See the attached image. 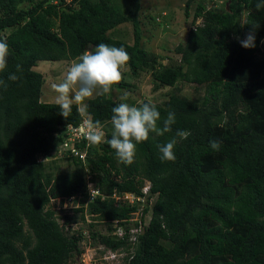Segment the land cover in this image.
Here are the masks:
<instances>
[{
	"label": "trees",
	"instance_id": "16d2710c",
	"mask_svg": "<svg viewBox=\"0 0 264 264\" xmlns=\"http://www.w3.org/2000/svg\"><path fill=\"white\" fill-rule=\"evenodd\" d=\"M210 2L186 0L191 28L173 63L144 47V27L160 24L139 18L140 0H0V40L9 45L0 72L7 84L0 87V264H74L85 241L123 252L124 264H264V8H256L260 0ZM124 24L132 44L114 38ZM253 29L255 47L245 49L240 41ZM100 43L128 52L132 79L149 74L154 90L170 89L154 104L162 119L176 113L171 132L150 133L131 164L107 143L120 104L110 95L86 103L106 135L100 144H76L83 160L58 146L84 114L74 104L65 119L41 100L44 78L34 68L76 60ZM17 64L21 79L9 81ZM180 83L204 87V95L189 98ZM115 86L133 88L123 80ZM178 130L191 135L181 139ZM172 138L176 159L163 161L157 145ZM210 141L221 143L219 151ZM59 160L71 168L62 171ZM125 194L134 202L114 198ZM71 198L79 200L72 215H58L52 204Z\"/></svg>",
	"mask_w": 264,
	"mask_h": 264
},
{
	"label": "clouds",
	"instance_id": "9594fccd",
	"mask_svg": "<svg viewBox=\"0 0 264 264\" xmlns=\"http://www.w3.org/2000/svg\"><path fill=\"white\" fill-rule=\"evenodd\" d=\"M256 8H264V0H260V2L256 4ZM254 33L255 29L249 32L244 40L240 41L243 48L250 49L255 47ZM8 55L9 45L7 41L0 40V72H4L7 68ZM129 60L130 56L123 47L109 46L108 44L100 43L94 50L85 51L76 60H73L67 68L62 82L53 85V89L56 93L55 100L59 106L60 115L65 119L71 115L72 106L74 104L80 106L78 108L85 116L83 119H85L84 122L88 130V138H84V141H88L92 144H100L105 141L106 135L104 131L105 124L100 120L93 119L91 114L87 111L85 101H89V99L91 100L93 97H101L111 93L113 86L122 80L123 69ZM21 72L22 67L17 64L16 72L10 74L8 80L12 82L20 80L21 76L17 75V73ZM0 87H7L4 80H0ZM129 96L130 93L125 91L120 99L121 101H127ZM175 122L176 113L174 111L169 110L166 118L162 119L154 103L132 106L127 102H121L118 106L112 108V115L110 118L112 132L111 138L107 140V143L115 150L117 158L122 163L131 164L136 155L137 145L139 143L147 141L150 133H155L158 136H164L170 133L172 125H174ZM80 124L78 126H80ZM176 135L181 139H187L191 133L185 130H178ZM65 140L64 138L63 143ZM63 143L58 146V150H60L59 153H65V155L68 153L81 160L84 159L85 153L78 152L79 150L76 148L77 143H75L77 155H74L70 149L62 151ZM176 144L177 140L172 138L163 145H157L163 161L170 162L176 159L174 153ZM220 146L221 143L219 141H210V147L213 150L219 151ZM88 187L92 194L95 190L93 189V185L88 184ZM58 201H60V199H58ZM136 231H138V229L136 230L132 227L131 234ZM122 233V229L117 228L113 232V235L121 237ZM98 248L103 249L101 253L109 252V255L124 254L123 252L106 251L102 246ZM124 256L126 255L124 254ZM80 257L81 256L76 257L74 264H80ZM123 257L122 263L124 264Z\"/></svg>",
	"mask_w": 264,
	"mask_h": 264
},
{
	"label": "rangeland",
	"instance_id": "374dc122",
	"mask_svg": "<svg viewBox=\"0 0 264 264\" xmlns=\"http://www.w3.org/2000/svg\"><path fill=\"white\" fill-rule=\"evenodd\" d=\"M185 2L186 0H140L141 10L139 12V18L145 22V16H155L158 17V24H160V26L155 27V29L149 25L144 27V47L148 51H151L157 55H161L164 58L171 59L173 63H176L179 60V57L173 54L174 48L179 43H183L185 41L188 30L191 28L194 6H191L190 8V17L186 18L184 15ZM164 20H166L167 27L166 25L162 26V24H165L163 23ZM118 32H121V35L116 34L117 36L114 37L115 39H125L126 42L130 44L133 43L131 24H124L120 26L118 28ZM89 51H91V49H89ZM71 62L72 61L49 63V65H43L34 68L37 72L41 73L44 78L41 97L42 102L57 104L55 100L56 93L53 89V85L62 82L66 70L70 66ZM164 63H167V60H165ZM122 80L124 83L133 86L132 89L127 90V92L130 93L127 101H121L120 99L126 89H117V87L114 85L111 93L108 94L119 103L127 102L132 106L140 105L143 101L159 103L164 101L166 99L165 95L170 92L169 88L154 90V84L149 74H141L138 79L134 80L130 77L129 71L124 68ZM178 88L183 94L194 100L200 99L204 95V87L197 85L180 83L178 84ZM87 101H85V104ZM55 158H57V156H55ZM59 165L60 169L64 172L71 168V166L64 160H59ZM125 201L132 203L134 198H131L130 195V197L125 198ZM78 202V199H74L72 201H64L63 203L55 202V204H52V206H54V208L59 211L58 215L60 216H63L64 214L72 215L73 209L77 208L79 205ZM139 218L140 211L134 214V218L132 220L138 221ZM148 218L149 217L147 216L145 223H147ZM74 227L78 229H87V226L82 222H78V224ZM131 227H133V225ZM96 230L104 232L105 227L98 224L96 226ZM88 244L89 242L87 243L86 241L81 243L83 254L80 257V264L121 263V259L124 254L117 256V258L112 257L109 255V252L101 253L103 251L102 248L91 247Z\"/></svg>",
	"mask_w": 264,
	"mask_h": 264
},
{
	"label": "built area",
	"instance_id": "2783aa9c",
	"mask_svg": "<svg viewBox=\"0 0 264 264\" xmlns=\"http://www.w3.org/2000/svg\"><path fill=\"white\" fill-rule=\"evenodd\" d=\"M209 1H211L210 4H213V6H217V5H221L224 0H209ZM84 121H85V119L82 120L80 126H78V127H73V126L66 127V129H65V135H66L65 139L66 140L62 145V151L70 149L74 155L78 154L77 151L75 150V143L82 141L84 138H88V130H87V127H86V124ZM90 193H91V191H90ZM96 194H97V192L93 191L91 196L96 195ZM128 197H130V195H123L121 197H115V195H114V198L117 201H122V202H124L125 198H128ZM131 198H133V197L131 196ZM72 200H74V198H71L70 200H64V201H72ZM57 202L60 203V201H58V200H57ZM119 255H121V254H111L112 257H116V258ZM119 264H123L122 259H121V263H119Z\"/></svg>",
	"mask_w": 264,
	"mask_h": 264
},
{
	"label": "bare ground",
	"instance_id": "6f19581e",
	"mask_svg": "<svg viewBox=\"0 0 264 264\" xmlns=\"http://www.w3.org/2000/svg\"><path fill=\"white\" fill-rule=\"evenodd\" d=\"M223 5H224V3H223ZM222 6V5H221ZM58 151H60V150H58ZM111 256V255H110ZM108 257V256H107Z\"/></svg>",
	"mask_w": 264,
	"mask_h": 264
}]
</instances>
